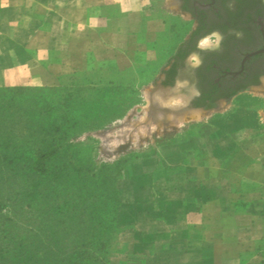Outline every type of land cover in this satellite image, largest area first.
Returning <instances> with one entry per match:
<instances>
[{
	"label": "crops",
	"instance_id": "crops-1",
	"mask_svg": "<svg viewBox=\"0 0 264 264\" xmlns=\"http://www.w3.org/2000/svg\"><path fill=\"white\" fill-rule=\"evenodd\" d=\"M154 3L0 0V85L50 87L141 65L165 28ZM179 75L170 90L186 89L190 102L192 79ZM186 109L187 122L204 124L137 163L116 209L122 250L108 264H264L263 111Z\"/></svg>",
	"mask_w": 264,
	"mask_h": 264
},
{
	"label": "rangeland",
	"instance_id": "rangeland-1",
	"mask_svg": "<svg viewBox=\"0 0 264 264\" xmlns=\"http://www.w3.org/2000/svg\"><path fill=\"white\" fill-rule=\"evenodd\" d=\"M154 1L165 28L141 65L110 78L80 72L50 87L0 85V264H93L104 241L109 258L120 252L118 227L108 231L116 195L120 201L143 156H158L182 130V141L191 140L204 124L186 121V89L162 85V71L181 43L192 38L207 52L219 35L197 42L196 20L175 0ZM254 1L240 5L248 13ZM237 9L225 4L230 16ZM199 60H179L174 82ZM215 104L261 109L264 118V78Z\"/></svg>",
	"mask_w": 264,
	"mask_h": 264
},
{
	"label": "flooded vegetation",
	"instance_id": "flooded-vegetation-1",
	"mask_svg": "<svg viewBox=\"0 0 264 264\" xmlns=\"http://www.w3.org/2000/svg\"><path fill=\"white\" fill-rule=\"evenodd\" d=\"M181 11L197 24L193 36L200 42L204 36L219 35L205 52L199 44L187 54H198L199 62L190 66V78L195 89L189 106L212 109L215 103L256 85L264 78V14L261 0L250 3L248 13L242 0H230L238 8L230 16L225 10L229 0H175ZM250 5V6H251ZM245 12V13H244ZM192 39V38H191ZM192 70V71H191ZM183 74V73H182Z\"/></svg>",
	"mask_w": 264,
	"mask_h": 264
},
{
	"label": "trees",
	"instance_id": "trees-1",
	"mask_svg": "<svg viewBox=\"0 0 264 264\" xmlns=\"http://www.w3.org/2000/svg\"><path fill=\"white\" fill-rule=\"evenodd\" d=\"M191 38L179 45L174 55L170 58L169 63L167 64V68L162 71L163 79L161 80V84L164 86H172L174 83V78L178 69V63L179 60L184 59L187 54L192 50V47L190 46ZM118 164V163H116ZM104 198V196H103ZM120 204L118 194L116 195V198L113 201V208H112V214L114 220L112 224L109 225L108 231L110 230V236H112V230L117 231V221H116V209L118 205ZM99 223V222H98ZM101 223V222H100ZM103 240H110V237L103 239ZM107 244V247H106ZM99 246H105V249H100V253L95 254L92 256V263L93 264H108L109 262V252H108V242H100L98 244ZM86 258V257H85Z\"/></svg>",
	"mask_w": 264,
	"mask_h": 264
},
{
	"label": "water",
	"instance_id": "water-1",
	"mask_svg": "<svg viewBox=\"0 0 264 264\" xmlns=\"http://www.w3.org/2000/svg\"><path fill=\"white\" fill-rule=\"evenodd\" d=\"M160 87H161V88H165V87H163L162 85H160Z\"/></svg>",
	"mask_w": 264,
	"mask_h": 264
},
{
	"label": "bare ground",
	"instance_id": "bare-ground-1",
	"mask_svg": "<svg viewBox=\"0 0 264 264\" xmlns=\"http://www.w3.org/2000/svg\"><path fill=\"white\" fill-rule=\"evenodd\" d=\"M204 42V41H203ZM206 44V43H205Z\"/></svg>",
	"mask_w": 264,
	"mask_h": 264
}]
</instances>
